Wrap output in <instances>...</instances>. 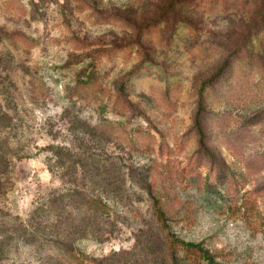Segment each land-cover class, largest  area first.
I'll list each match as a JSON object with an SVG mask.
<instances>
[{
  "label": "rangeland",
  "instance_id": "rangeland-1",
  "mask_svg": "<svg viewBox=\"0 0 264 264\" xmlns=\"http://www.w3.org/2000/svg\"><path fill=\"white\" fill-rule=\"evenodd\" d=\"M135 3L0 0V92L6 94L5 85L25 91L32 77L34 86L43 90V98L38 94L37 99H27L20 111L30 157L18 162L20 177L5 201L7 209L26 217L47 193L61 186L59 172L50 169L43 147L51 142L76 143L73 121L77 117L90 123L100 122L103 114L107 121L125 119L112 105L104 112L97 107L94 92L86 89L93 82L90 76L100 81L102 90L120 88L127 81L125 94L142 102L148 113V120L129 116V129L152 127L155 149L152 154L130 152L115 138L104 144L102 153L121 152L130 173L128 190L117 198L128 222L116 238L84 241L81 248L97 256L129 250L124 258L127 264H174L164 255L165 245L156 234L152 201L136 189L154 176L177 197V206L192 216L189 223L175 225L178 235L205 242L224 264H264V87L257 86L252 76L239 75L233 80L234 88H227L228 73L211 93L216 57L211 51L203 52L201 45L202 40H211V31L217 30L214 25L221 29L228 22L236 27L242 17L247 20L249 9L240 8L238 14L229 11L217 19L196 8V15L204 20L197 42L186 29L171 34L163 28L160 35L140 37L119 23H95L94 14L100 12L123 11L139 19L141 8ZM155 3L149 0L147 9ZM201 83L210 85L201 114L204 137L195 128L196 88ZM101 89V98L107 101L109 95ZM201 138L216 155L220 169L206 158L197 167V179L185 185L188 178H183L178 184L182 168L203 149ZM14 248L1 264H13L15 256L22 258L15 259L17 264L32 263L27 246L17 243Z\"/></svg>",
  "mask_w": 264,
  "mask_h": 264
},
{
  "label": "trees",
  "instance_id": "trees-1",
  "mask_svg": "<svg viewBox=\"0 0 264 264\" xmlns=\"http://www.w3.org/2000/svg\"><path fill=\"white\" fill-rule=\"evenodd\" d=\"M147 4L149 0H136L135 5L141 8L139 19L130 18V14L125 15L123 11L100 12L94 14L97 17L95 23H119L129 29L131 35L140 37L152 33L160 35L163 28L169 29L171 34L186 29L197 42L204 20L198 13L196 15V8L217 19L229 11L238 14L240 8H248L247 20L242 17L240 25L235 27L227 22L221 29V26L214 25L217 30L211 31V40H202V51H211V56L216 57L212 65L211 93L228 73L231 76L227 88H234L233 80L239 75L244 78L252 76L257 86L264 87V0H156L152 9H147ZM94 63L93 66H96ZM93 78L90 76L93 82L87 84L86 89L94 92L99 102L97 107L104 112L112 105L125 115V119L107 121L103 114L100 122L90 123L77 117L73 121L76 143L51 142L45 145L43 149L47 153L48 165L53 172H59L61 186L47 193L26 217L10 212L5 201L20 177L18 162L30 157L20 111L27 99H37L38 94L42 97L43 90L34 86L32 77L25 91L5 85L6 94L0 92L3 97L0 100V264L15 252L17 243L29 248L28 262L31 264H127L124 258L129 250H111L109 254L97 256L81 248L84 241L103 243L116 238L121 225L128 222L127 211L121 210L117 199L128 190L127 183L131 184L128 167L125 169L121 152H102L104 144L115 138L130 152L152 154L157 138L152 127L129 129L128 118L131 115H141L148 120V113L143 110L142 102H136L125 94L127 81L120 88L114 86L102 90L100 81ZM225 85L223 82L219 87L220 93ZM208 87L207 83H201L196 88L198 109L195 128L202 137L205 134L201 114L208 104ZM99 89L107 92V101L101 98ZM206 145L201 138L203 149L198 150L188 166L182 168L179 173L181 179L176 178L178 184L183 183V178H188L185 185L191 184V179H197V167L206 158L214 160L220 169L216 155ZM136 189L153 203L156 234L165 245L166 258L174 264L180 261L187 264H224L216 260L205 242L186 240L176 233L175 225L189 223L192 216L177 206V197L169 193L164 183H158L151 176ZM137 230L144 236L141 228ZM181 252L183 255L180 257ZM15 259L22 258L15 256L13 264H17Z\"/></svg>",
  "mask_w": 264,
  "mask_h": 264
}]
</instances>
